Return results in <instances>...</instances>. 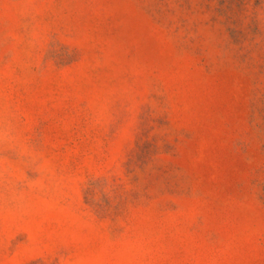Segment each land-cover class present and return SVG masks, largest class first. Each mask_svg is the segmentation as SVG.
I'll use <instances>...</instances> for the list:
<instances>
[{"label": "rangeland", "instance_id": "obj_1", "mask_svg": "<svg viewBox=\"0 0 264 264\" xmlns=\"http://www.w3.org/2000/svg\"><path fill=\"white\" fill-rule=\"evenodd\" d=\"M0 264H264V0H0Z\"/></svg>", "mask_w": 264, "mask_h": 264}]
</instances>
